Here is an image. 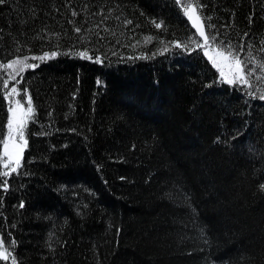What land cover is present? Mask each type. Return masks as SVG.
<instances>
[{
    "label": "trees",
    "instance_id": "1",
    "mask_svg": "<svg viewBox=\"0 0 264 264\" xmlns=\"http://www.w3.org/2000/svg\"><path fill=\"white\" fill-rule=\"evenodd\" d=\"M191 2L206 31L234 44L247 32L264 56V0ZM190 38L174 0L0 5V62L60 53L30 59L16 84L37 116L0 186V264H264V71L251 89L220 83ZM85 50L102 62L70 54Z\"/></svg>",
    "mask_w": 264,
    "mask_h": 264
},
{
    "label": "snow or ice",
    "instance_id": "2",
    "mask_svg": "<svg viewBox=\"0 0 264 264\" xmlns=\"http://www.w3.org/2000/svg\"><path fill=\"white\" fill-rule=\"evenodd\" d=\"M6 0H0V5L4 4ZM174 3L180 4L183 7V15L191 23V26L196 30V34L202 39L203 43L197 40H191L190 43L195 45V48L191 50L201 49L203 50V56L207 58L208 61L217 69L219 73V82L225 83L230 86L241 88L247 87L251 89L252 77L256 76L257 71H264V56L257 57L253 53L254 45L251 42H243V37H247L249 33H244L241 41L238 43H233L231 39L223 40L220 39V32L211 33L206 31L204 20L207 19L211 21L212 17H202L197 12V7L203 8L205 5L196 4L194 5L191 0L183 3L182 0H174ZM73 16L77 15L75 10L71 13ZM107 19V17H105ZM119 19V17H117ZM251 22V17H249ZM73 23V21H69ZM126 24H131V20L125 21ZM155 23V21H153ZM163 22L155 23V27L160 29ZM208 29L215 28V25L209 23L207 25ZM75 32L79 33L80 28H75ZM264 45V42H262ZM175 47L183 48L189 50V44H181L179 42L175 43ZM211 49V50H210ZM169 49L165 47L162 49L161 54L167 52ZM19 51V49H17ZM259 51L264 53V46H262ZM56 51L51 53L45 52L40 56H24L23 58L17 56L14 59H9L6 62H0V71L4 73V76H0V88L4 90L3 99L8 102L6 109V125L0 122V145H2V150H0V164L3 168L8 169L7 171L0 172V186L4 191L9 188V179L12 173L19 174V168L22 166L23 153L27 149L29 140L28 125L29 122H35L37 112L34 107L33 100L30 94L26 95V106L22 103V100L17 98L21 97V91L16 87V84H20L23 81L22 74L27 69H35L38 64L29 63L31 60L45 61L59 55ZM79 56L83 59H94L96 62H102L99 56H90L88 51H80L76 53H70ZM144 58V57H141ZM260 63H257V61ZM225 68L228 71H225ZM17 76H20V80H17ZM264 77L256 76L257 83ZM15 81L16 83L9 88V83ZM100 83L99 81L97 82ZM259 94V99L264 100V89H257ZM257 91H249L248 95L255 97ZM27 93V90H24ZM6 128V131H5ZM264 189V184L261 185ZM23 202L20 203L19 207H23ZM3 240H0V259L7 260L10 253L7 252L3 247ZM14 239L11 241L10 246L14 245ZM13 259V264H16L15 257Z\"/></svg>",
    "mask_w": 264,
    "mask_h": 264
},
{
    "label": "rangeland",
    "instance_id": "3",
    "mask_svg": "<svg viewBox=\"0 0 264 264\" xmlns=\"http://www.w3.org/2000/svg\"><path fill=\"white\" fill-rule=\"evenodd\" d=\"M210 50H211V49H210ZM225 71L227 72V71H228V69H227V68H225ZM23 103H25V106H26V100H25Z\"/></svg>",
    "mask_w": 264,
    "mask_h": 264
},
{
    "label": "water",
    "instance_id": "4",
    "mask_svg": "<svg viewBox=\"0 0 264 264\" xmlns=\"http://www.w3.org/2000/svg\"><path fill=\"white\" fill-rule=\"evenodd\" d=\"M198 35V34H197ZM199 37V36H198ZM199 39H200V41H201V43H203V41H202V39L199 37Z\"/></svg>",
    "mask_w": 264,
    "mask_h": 264
}]
</instances>
